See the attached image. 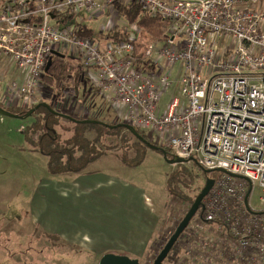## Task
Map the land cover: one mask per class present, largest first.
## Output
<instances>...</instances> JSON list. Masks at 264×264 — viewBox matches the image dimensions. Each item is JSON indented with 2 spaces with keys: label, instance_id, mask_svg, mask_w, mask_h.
I'll return each instance as SVG.
<instances>
[{
  "label": "built area",
  "instance_id": "built-area-1",
  "mask_svg": "<svg viewBox=\"0 0 264 264\" xmlns=\"http://www.w3.org/2000/svg\"><path fill=\"white\" fill-rule=\"evenodd\" d=\"M117 4H137L149 17L168 22L162 44L151 41L143 50L147 65L135 52L138 26L129 23V36L126 29H116ZM61 15L71 18L63 23ZM105 15L98 32L117 30L123 38L100 40L78 33ZM222 40L225 58L217 50ZM54 56L70 57L118 118L148 130L173 157L209 172L221 170L202 200L200 218L217 220L230 233L236 264H264V210L248 203L254 186L264 192L260 0H0V60L11 75L0 71L6 99L27 103ZM161 59L179 64L174 79L162 70ZM209 69L215 72L206 77ZM174 83L178 94L162 109L161 100Z\"/></svg>",
  "mask_w": 264,
  "mask_h": 264
},
{
  "label": "rangeland",
  "instance_id": "rangeland-1",
  "mask_svg": "<svg viewBox=\"0 0 264 264\" xmlns=\"http://www.w3.org/2000/svg\"><path fill=\"white\" fill-rule=\"evenodd\" d=\"M107 19L106 15L93 19L90 25L97 31ZM112 20L116 29H126L125 34L132 35L131 24L120 14ZM158 21L150 19L148 24L153 26ZM167 28L168 22L163 21L159 38L168 36ZM159 38L154 35L147 39L142 33L136 35L138 50L148 45L147 41H156L160 46ZM225 41H219L217 46L223 58L227 54ZM67 59L73 63L70 57ZM2 62L0 60V71L11 76ZM160 65L173 79L180 72L179 64L170 65L161 59ZM208 72L206 77L215 71L209 69ZM3 85L0 82L3 106L27 109L32 104L44 102L63 114L65 117L56 126L62 140L74 133L67 117L80 121L92 116L109 124L126 123L108 105L105 115L97 111L98 107L102 108L101 104L107 103L91 87L86 75L80 76L75 85L70 83L60 95L40 85L27 103L6 99ZM173 87L176 88L172 95L161 100L163 106L178 94V84L174 83ZM40 115H0V264H97L100 256L107 253L103 251H118L132 258L135 254L138 264H152L200 192L206 176L214 178L221 174L217 170L205 173L194 161L169 163L173 157L165 159L160 151L146 145L141 148L144 151L142 161L132 165L138 156L136 146L142 145L125 126L117 132L87 127L83 135L94 145L96 157L93 161L78 172L51 174L47 170L46 156L33 149L24 138L30 128L27 136L34 141L37 139L38 132L33 133L31 127ZM144 131L148 143L153 144L152 134ZM109 181L114 182L112 188H126L127 199L120 193L109 198L102 194L105 191H87L94 186L108 187ZM128 185L134 187V195H130ZM80 187L86 188L85 194L79 192ZM248 203L252 208L264 210L263 190L254 186ZM202 218L197 211L164 264L238 263L236 241L230 233L221 223ZM210 254L212 258L204 261L202 256Z\"/></svg>",
  "mask_w": 264,
  "mask_h": 264
},
{
  "label": "trees",
  "instance_id": "trees-1",
  "mask_svg": "<svg viewBox=\"0 0 264 264\" xmlns=\"http://www.w3.org/2000/svg\"><path fill=\"white\" fill-rule=\"evenodd\" d=\"M242 1H251V0H242ZM260 1L264 2V0H260ZM115 8L116 11L119 14H121L122 17L127 21V23L136 24L140 30V33L147 36V39L150 36L154 38V35L156 36V38L161 37L159 35L160 33H158L159 27L162 25L163 21L165 20H162L158 17L155 18L149 17L148 15L144 14L141 11L139 5L137 4H133L130 6L117 4ZM58 15L59 13L55 14V16ZM61 18H62L61 21L63 23H66V21H68L71 18V16L63 15ZM150 19H156V20L158 19L159 21L155 25L149 26L148 21ZM78 33L80 35L94 37V38L98 36L97 31H95V29L92 26H88L86 24L80 27ZM105 35L112 40H119L123 38L122 34L117 30L112 31L110 34H105ZM163 40L164 38H159V41H163ZM147 42L149 43L151 41H147ZM146 46L147 45L144 44L141 50H138L140 46L138 44L136 45L135 52L137 54L136 55L137 57L144 59L143 50ZM145 63L147 65L148 62H146L145 60ZM81 73L82 70L80 69V66H78L77 64L72 63L70 60L66 58H60L58 56H54L51 59L50 66L48 67V69L45 70L42 76L41 85L44 86L45 88L46 87L49 88L53 93H56V95H60L61 94L60 91L61 90L64 91L70 85V83L72 84L74 83V85L77 83ZM0 106L17 116L26 115V113L32 108L35 109L31 113V115L41 114L40 116H37L36 120L32 123V127H31L33 133L38 132L37 139L34 141L33 139H31L30 136H27L30 128L28 129V131H26V134L24 133V138L26 139V142H28L33 147V149L38 150L39 152H41L46 156L47 170L51 174L64 173V172H78L84 169L85 167H87V165L93 161V159L96 157V151L94 149V145L83 135L84 130L87 127L91 126L98 131L105 128H109L108 131L110 132H117L122 127H124V125L118 126L117 125L118 123L109 124L107 122H104L103 120H97V119L94 120L100 122H81V120L74 121V120H70V118L69 119L67 118L66 121L72 123L73 125L74 133L71 136H69V138L62 140L61 136L56 130V126L58 121H60V119L64 118L65 116H61L57 113H54L53 111L56 112L58 111L55 110L54 107H52L50 104H48L50 109L45 106H42L41 102L35 103L30 108L27 109L15 107V106L6 107L3 106V104L1 103ZM108 125H114V127H109ZM132 127L134 131H136L141 137H143L147 142H149L144 130L139 129L135 126ZM136 142L137 143L141 142L142 146H138V145L136 146V152L138 153V156L135 157V160L133 161L132 165H137L142 161L144 156V151H142L141 148H143V145L148 146V144L144 143L142 140H139L138 138ZM153 144L157 145L162 149V151L165 152L166 158L173 157L169 148L158 145L155 142ZM158 151L161 152V150ZM76 152H79V154L78 153L76 154ZM206 177L212 178V176H206ZM209 221L220 223L217 220H208V222Z\"/></svg>",
  "mask_w": 264,
  "mask_h": 264
},
{
  "label": "water",
  "instance_id": "water-1",
  "mask_svg": "<svg viewBox=\"0 0 264 264\" xmlns=\"http://www.w3.org/2000/svg\"><path fill=\"white\" fill-rule=\"evenodd\" d=\"M54 54L58 55L57 53H54ZM50 64H51V60H48L45 69H48ZM41 105L50 109V107L48 106L47 103H41ZM34 109L35 108L30 109L26 113V115L27 116L30 115L33 112ZM53 112L63 116V114H61L59 112H56V111H53ZM0 115L11 116V117H19V116L15 115V114L9 112L8 110H6L5 108H3L1 106H0ZM67 118H70V117H67ZM81 122H100V121H97V120H94V119H85V120H81ZM125 124L124 123H119L117 125L127 126V128L132 132V134L136 138H138L139 140H142L144 143L148 144V146L150 148H152V149L161 150V152L163 154V157L165 159H167L166 155H165V152L162 151V149L160 147H158L155 144L148 143L143 137H141L136 131H134V129H133V127L131 125H129V124L125 125ZM108 126L109 127H114V125H108ZM181 161H182L181 159L173 157V158H171L169 160V163H180ZM204 172L208 173L209 170H204ZM213 183H214V179L213 178H210V177L206 178L205 183H204L203 187L201 188L200 192L196 195L195 199L191 203V206L187 210L186 214L184 215L182 220L179 222V224L175 228L174 232L170 235V237L168 238V240L166 241V243L164 244L162 249L159 251V253L155 257V259L153 260L152 264H164V260L167 257L168 253L171 251L172 247L177 242L179 236L182 234V232L188 226L190 220L193 218V216L197 213V211L201 207L202 200L208 194V192L211 189ZM245 203H247V200H245ZM97 264H138V260H137V258H131V257L123 255V254L107 252V253H104L100 257V259H99Z\"/></svg>",
  "mask_w": 264,
  "mask_h": 264
},
{
  "label": "crops",
  "instance_id": "crops-1",
  "mask_svg": "<svg viewBox=\"0 0 264 264\" xmlns=\"http://www.w3.org/2000/svg\"><path fill=\"white\" fill-rule=\"evenodd\" d=\"M262 2V1H261ZM94 28V27H93ZM97 33H98V36L97 37H102L103 39H104V37L106 36V35H103L102 36V34L101 33H99L98 32V30H97ZM206 71V70H205ZM204 70H203V72H205ZM179 86V85H178ZM174 88H176V87H174ZM173 91V90H172ZM172 95V93L171 92H168L167 93V95H165L164 97H166V96H171ZM163 97V98H164ZM105 103H107L105 100H103ZM107 105L108 104H101V106H102V108H100V107H98L97 108V111H101L102 113H104V115H105V113L107 112V110H108V108L106 109V107H107ZM160 106H161V108L163 109L164 108V106L162 105V103H160ZM103 114H101V116H102ZM103 115V116H104ZM143 130V129H142ZM128 167V166H127ZM83 170V169H82ZM97 176H99V175H97ZM96 176V177H97ZM98 179V178H97ZM112 179H113V181H114V177H112ZM113 181H109L108 182V184H107V186L108 187H105V188H101V187H98V186H94L93 188H87V191L88 192H93V191H96V190H101V191H105V192H103L102 194H104L105 196H107L108 195V197L109 198H112L113 196H114V194H116V193H120V194H122V195H124V197L126 198L127 197V193H129V192H126V188H121V189H119V188H115V187H111L112 186V184L114 183ZM129 186V185H128ZM95 187H98V188H95ZM130 188H131V193H130V195H132L133 193H135V189H134V187H131V186H129ZM116 190H118V192H115ZM85 191H86V188L84 187V188H82V187H80V189H79V192L81 193V194H85ZM129 191V190H128ZM106 192H112V193H106ZM99 194L101 195V192H99ZM134 195V194H133ZM134 197V196H133ZM127 199V198H126ZM140 200H142V196H141V198H140ZM146 221H147V219L145 218V220H144V222L146 223ZM118 230H120L119 228H118ZM54 235H56V234H54ZM56 236H58V235H56ZM60 238H61V236H60ZM103 252H110V251H103ZM113 253L115 252V251H112ZM115 253H118L119 254V252L117 251V252H115ZM103 255V254H102ZM101 255V256H102ZM100 256V257H101ZM134 257H136L135 256V254H134V256H133V258ZM132 258V257H131Z\"/></svg>",
  "mask_w": 264,
  "mask_h": 264
}]
</instances>
